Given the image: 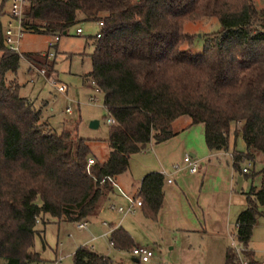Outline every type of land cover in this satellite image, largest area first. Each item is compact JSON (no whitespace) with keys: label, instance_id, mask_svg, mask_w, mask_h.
<instances>
[{"label":"trees","instance_id":"16d2710c","mask_svg":"<svg viewBox=\"0 0 264 264\" xmlns=\"http://www.w3.org/2000/svg\"><path fill=\"white\" fill-rule=\"evenodd\" d=\"M0 2V261L39 264L33 238L40 239L44 215L55 222L78 223L96 216L112 193L109 179L124 173L130 156L175 135L172 122L189 119L201 125L208 152L227 148L229 131L239 137L243 153H232V169L244 178L260 176L257 188L244 193L235 218V237L246 249L255 217L264 209V167L240 172V163L264 161V8L253 0H26L22 33L58 37L81 21L101 22L92 42L91 68L84 75L102 95L106 112L107 157L93 158L87 141L73 131L55 133L33 103L18 95L14 75L19 59L49 74L47 54L19 55L3 43L4 4ZM214 18L220 30L205 37L202 51L193 44L185 23ZM93 164L86 167L87 159ZM163 176L141 178L142 213L154 220L162 200ZM41 225L35 230V225ZM117 251H130L121 228L108 235ZM230 249L224 264H231ZM107 258L78 247L71 264H107Z\"/></svg>","mask_w":264,"mask_h":264},{"label":"crops","instance_id":"0c3cea01","mask_svg":"<svg viewBox=\"0 0 264 264\" xmlns=\"http://www.w3.org/2000/svg\"><path fill=\"white\" fill-rule=\"evenodd\" d=\"M27 70L33 69L27 64ZM180 118L171 124L175 133L173 137L159 144H150L144 151L130 156L126 171L113 178L114 186L108 201L96 216L83 221L86 224L84 229H78L89 234V238L76 248L86 247L107 258L111 264L99 246L106 251H117L109 245L108 235L112 229L121 228L130 237L133 248H147L152 252L148 264H224L228 236L234 231L236 215L244 206V193L259 186L260 176L244 178L232 169V153L244 152L241 141L237 148L233 141L231 149L227 144L224 151L208 152L203 142L202 126H189L188 118ZM184 154L196 163L193 174L181 164ZM91 155L103 162L107 151L99 159L93 152ZM254 163L260 167L258 171L264 167L260 155ZM241 165L242 162L240 168ZM148 173L163 176L161 205L154 220L146 217L137 206L133 207L131 214L123 216L109 209V205L125 208L129 201L140 199V180ZM103 212L114 213L118 218H109L108 222L94 221ZM249 245L250 239L246 249L256 262V255ZM127 252L130 255V251ZM131 261L138 263L132 256Z\"/></svg>","mask_w":264,"mask_h":264},{"label":"rangeland","instance_id":"374dc122","mask_svg":"<svg viewBox=\"0 0 264 264\" xmlns=\"http://www.w3.org/2000/svg\"><path fill=\"white\" fill-rule=\"evenodd\" d=\"M253 3L256 10L264 8V0H253ZM6 8L7 4L5 3L4 10ZM75 28L81 30L80 35L74 34ZM182 30L192 38L193 44L190 47L183 44L181 49L191 54H199L202 51L205 37L218 32L220 27L216 19L210 18L194 23H185ZM98 31L99 27L96 22L81 21L68 28L56 42L51 36L21 33L18 41V54L42 55L50 53L52 56H48L47 59L53 61V69L48 75L43 71V76H41L34 69L28 71L25 60L20 58L15 74H7L6 77L15 79L19 86L18 95L33 103L35 109L40 111L41 121H45L53 132L58 134L62 131H73L78 138L87 141L89 150H92L91 152L99 159L104 151L108 152L105 142L107 137L106 112L102 107L101 93L84 78L91 68L89 55L92 52L94 35ZM50 43H53L51 48L48 47ZM49 79L64 86L65 91L63 93L55 92L48 86L47 80ZM66 108L69 109V115L65 113ZM183 118L185 119V117ZM92 122H96L94 128L89 127ZM228 140L229 149L232 148L233 141L235 148L241 143L239 137L233 138L232 128L229 131ZM244 165L245 162L241 167ZM258 169L260 167L257 166V163H253L248 171L257 173ZM112 217L118 218L114 213L103 212L94 221L108 222L109 218L112 220ZM43 218L46 221L42 235L44 246H41L37 236L33 238V251L39 256V264H71L73 250L78 244L88 240L89 234L78 230L76 224L57 223L47 215H44ZM40 229L41 225L37 223L35 230ZM249 247L256 255V262L264 264V209H261L260 214L255 217ZM99 250L107 254L111 264H142L133 263L127 251H106L100 246ZM0 264L3 262L0 261Z\"/></svg>","mask_w":264,"mask_h":264},{"label":"built area","instance_id":"2783aa9c","mask_svg":"<svg viewBox=\"0 0 264 264\" xmlns=\"http://www.w3.org/2000/svg\"><path fill=\"white\" fill-rule=\"evenodd\" d=\"M26 0H7V8L5 9V16L4 21H2V33H3V43L6 47V49L10 52L18 54V41L20 38V35L22 33V26H21V20H22V9L23 5ZM97 26L99 29L102 27L101 22H97ZM81 33V30L79 28H75L74 34L79 35ZM99 33H96L94 35V38H98ZM53 41H57V37H53ZM49 48L53 47V43H50ZM52 56V54L47 53V58ZM38 73L43 76V71H38ZM48 86L55 90L57 93H63L65 91L64 86L57 84L52 79L47 80ZM65 113L67 115L70 114L69 109H65ZM107 125L112 124L113 121L110 119L106 120ZM245 162V165L241 167L240 172L246 173L251 165L249 161H243ZM93 164V159L89 158L86 161V167H89ZM181 164L186 168L187 172L190 174H193L195 172L196 163L195 161L190 158L187 154H184L181 159ZM177 166H174V169H176ZM169 182V180H167ZM109 182L112 186H114L113 179H109ZM134 206L139 207L140 206V199H136L133 201H129L128 205L123 208L121 206H112L109 205V209H114L117 213L120 215H126L131 214L134 210ZM85 222L81 221L76 223L77 229H84L85 228ZM229 244L228 249H230L232 253V260L231 264H248L247 259L244 257L243 252L245 251V248L239 244L235 237V227L234 231L228 236ZM130 255L132 257H135L138 262L140 263H146L149 261V259L152 257V252L147 248L142 247H134L130 250ZM110 264V263H107Z\"/></svg>","mask_w":264,"mask_h":264},{"label":"water","instance_id":"95a60500","mask_svg":"<svg viewBox=\"0 0 264 264\" xmlns=\"http://www.w3.org/2000/svg\"><path fill=\"white\" fill-rule=\"evenodd\" d=\"M95 126H96V122H92V123L89 124L90 128H94Z\"/></svg>","mask_w":264,"mask_h":264}]
</instances>
